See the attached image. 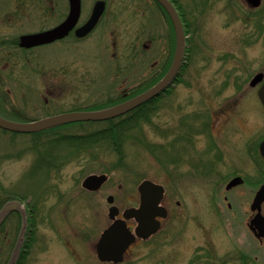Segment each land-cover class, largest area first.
<instances>
[{"label":"rangeland","instance_id":"374dc122","mask_svg":"<svg viewBox=\"0 0 264 264\" xmlns=\"http://www.w3.org/2000/svg\"><path fill=\"white\" fill-rule=\"evenodd\" d=\"M66 1L60 0L56 15L48 5L46 25L64 14ZM83 1L86 12L96 0ZM108 1L111 18L87 43L13 49L11 55L12 48L0 47L1 115L28 122L93 110L118 98L125 78L140 71L137 57L143 52L152 56L134 43L136 32L149 29L151 18L143 6L135 7L137 17H131L130 4L143 5L145 0ZM177 3L190 17L189 65L176 86L154 104L151 121L124 142L122 155L107 140L75 148L69 134L83 131L78 125L33 132L0 127V200L10 192L35 213V238L30 233L26 264H108L99 261L95 250L111 221L107 198L114 194L122 210L138 205V186L145 179L165 186L170 216L154 239L134 243L118 264H264V241L251 235L247 225L252 198L243 199L264 182V167L243 153L225 151L215 162L218 154L205 151L212 137L228 144L222 139L231 135L225 127L228 115L237 124L263 116L254 106L261 83L252 87L250 82L264 72V0L256 8L247 0ZM37 4L0 0V38L37 30L42 25ZM100 126L88 124L86 131ZM238 161V173L256 187H236L225 200L230 167ZM92 173L109 174L98 191L83 186ZM1 217L0 264H14L19 251L10 252L9 243L17 236L21 247L25 220L18 222L14 216L4 222Z\"/></svg>","mask_w":264,"mask_h":264},{"label":"flooded vegetation","instance_id":"af4514ba","mask_svg":"<svg viewBox=\"0 0 264 264\" xmlns=\"http://www.w3.org/2000/svg\"><path fill=\"white\" fill-rule=\"evenodd\" d=\"M22 2H24V0H21ZM98 0H96L91 6L88 7L87 11H84V1L82 0V11H81V16L79 18L78 23L76 24V26L69 32L68 35H66L63 38L57 39L53 42L50 43H45V44H41V45H36V46H32V47H26V46H22L20 44L21 42V36L27 33H33V32H38V31H43V30H47L49 28H52L58 24H60L61 22H63L66 17L68 16L69 12H70V2L69 0L66 1V9L64 14H62V16L60 18H58L56 20L55 23H53L51 26L46 25L47 19H48V11H47V7L48 5L50 6V12L51 15H56L57 12L59 11L60 8V0H38V4L36 6V10L37 12H39V22L42 24L37 30H31L28 29V31L26 32H21L16 36L10 37H2L0 38V47H2L3 49L9 47L12 48L10 51H8V54L11 55V53L15 50L17 52H26V51H31L34 49H38L41 47H45V46H49V45H54V44H63L66 43L68 41H71L74 44H79V43H83V42H89L90 37L92 36L93 33H95V31L101 26V23H103V21H106L107 19L111 18V9H110V4L108 0H104L105 1V10L102 14V16L100 17V20L98 22V24L93 28V30H91L88 34L84 35V36H79L78 35V28H80L81 26H83L88 19L90 18V16L92 15L94 6L96 4ZM147 3L145 4H130V12H131V17H133V15L135 14V17H137V12L135 13V7L136 8H141L146 7V9L144 10L145 16L147 15V10H148V17L151 18L150 22L151 24H147L149 27V29H143L141 32L138 31L136 32V36L134 39V43L137 45H143L144 49L146 51H151L152 52V56L149 57V55H145V52L141 53L137 59V65L140 68V71H136V72H132L131 71V75L127 76L124 80V85L126 86L125 88L122 89L120 95L118 96V102L126 100L132 96L131 93L132 92H142L144 90H146L147 88H149V86H152L153 84L157 83L159 80H161L162 77H164L167 72L170 70V68L172 67L174 60H175V56H176V50H177V29L174 23V20L172 19L169 11L167 10V8L159 1V0H145ZM175 7V9L178 12V15L180 17V20L182 22L183 25V32H184V38H185V47H184V52H183V57L181 60V65L180 68L178 70L177 73V77L175 78L174 82L172 83V85L167 89V91H170L174 88V86H176L177 82L180 81L181 77L185 74L187 67L189 65V59H190V53H189V41H190V17L189 14L186 10V8H183L181 6V4L177 3V0H169ZM107 30V29H106ZM106 34L108 35V37H110V34H108V30L106 31ZM14 49V50H13ZM140 59V61H139ZM129 65V64H128ZM255 77V75H254ZM253 77V78H254ZM252 78V80H253ZM252 80H251V86L252 87H256L258 86L260 83L261 85L258 88V97L259 99L257 101H255L254 106L257 107L259 109V111L263 114V116L256 121H250V122H244L243 124H237V122H231L230 119L232 118L230 115H228L229 121L226 122V128L228 130V132L231 135H225L224 138H222L223 140H225L230 146L228 147L226 144H224L223 146L221 145L222 142L220 141L221 139L212 137V139L210 140V142L208 143V145L206 146V150L205 151H209L218 154V157H216L215 159H213L215 162L219 159H221L222 155H226L224 152L227 151L235 153V152H239V153H243L246 156H249L253 159H258L259 161V165L260 167H264V155L261 149V145L264 141V103L261 100L260 96H259V90L260 88L264 85V80L260 81L257 84H252ZM136 82V83H134ZM166 94V92L164 93V95ZM227 112V110H226ZM231 114V111H230ZM232 115V114H231ZM32 120V119H31ZM244 130L246 132V135H234V134H238L240 132V130ZM223 136V135H222ZM221 136V137H222ZM226 145V147H225ZM235 165H233L230 171V179L226 182V193H224V199H228L229 196L227 193H230L231 191L234 190V188L236 187H240L246 183H251L252 187H256L255 184L252 183L253 180H251L250 178H247V175H240L238 173L239 167V161L234 163ZM237 164V165H236ZM216 168H218V165H215ZM219 169V168H218ZM220 170V169H219ZM262 175V173H261ZM221 176H222V172H221ZM221 176L219 178H221ZM242 177L243 180L242 182L238 183L237 185H233L232 187H228V184L236 177ZM264 177V176H262ZM228 178V177H227ZM264 184V182H262L260 184V186L254 191L249 190L247 192V195L243 196V199H245L246 197L252 198V202L250 205V209H251V216L247 222V225L249 227V230L251 232V235H254V237H257L259 239L260 242L264 241V237L263 236H259L257 235V230L256 228L252 227V219L257 215V213L259 212L258 209H254L253 208V202L256 198V194L259 190V188ZM121 187V185H120ZM98 191V190H97ZM245 191V189L243 190ZM6 192V191H5ZM253 194V195H251ZM166 196V194H165ZM139 197H140V202L138 203V205H134V206H139L141 203V196H140V192H139ZM220 198V197H219ZM165 199V198H164ZM216 199L218 200V197H216ZM20 201L22 203V200L18 198V196L15 195H11L10 192L6 193V198L0 200V216L1 217V221H8L10 219H13L14 216L18 218V222L19 220H31L34 218L35 213L34 212H30L29 211V207L26 206V204H23L24 206V210H19V209H14L11 210L7 213L4 212V207L6 206L7 203L11 202V201ZM115 201H116V197H115ZM250 201V200H249ZM178 204L181 203L180 200L177 201ZM163 204L167 207L169 215L170 216V212L171 209L164 203ZM232 202L229 203V207H232ZM118 206V205H117ZM111 207V205H110ZM109 207V209H110ZM119 207V206H118ZM131 207V206H129ZM128 207H126L125 209H127ZM120 209V213L119 215H117V218H124V211L125 209ZM219 209V208H218ZM261 213L264 215V201L262 203V208H261ZM108 216L110 218V223L108 224V226L106 228H108L112 223H113V219L110 217L109 212H108ZM167 217V218H168ZM167 218H163V217H158V219H161V228L154 234H152L151 236L144 238V237H137V240L134 243L137 242H147L150 241L152 239H154L163 229L165 221ZM3 222V223H4ZM127 225L131 228V230L133 232H135L137 226H138V221L135 218H129L126 219ZM1 223V222H0ZM3 223L1 225H3ZM28 225V222H27ZM105 228V229H106ZM1 229V228H0ZM104 229V230H105ZM25 231V242L28 243L29 245V241L30 239L28 238V236H30V230H27V228L24 229ZM27 231V232H26ZM104 232V231H103ZM103 232L101 233V236L103 234ZM100 236V238H101ZM100 238L98 239L96 245H95V250L97 252V244L100 240ZM15 242L16 239L14 237V240L9 243V247H10V252L14 251L15 249ZM134 243H132L127 251L124 254V260L121 262H124L126 260L127 255L130 254L132 247L134 246ZM97 257L99 259V261H101L102 263H108V264H118L121 262H114V261H103L99 258L98 256V252H97ZM248 257V256H247ZM9 260V258H8ZM246 261H243V264H245Z\"/></svg>","mask_w":264,"mask_h":264},{"label":"water","instance_id":"95a60500","mask_svg":"<svg viewBox=\"0 0 264 264\" xmlns=\"http://www.w3.org/2000/svg\"><path fill=\"white\" fill-rule=\"evenodd\" d=\"M159 1L167 8L174 20L178 39L174 63L161 80L129 99L105 108L89 111L63 112L29 122L13 121L0 114V127L17 132H33L75 121L107 120L125 114L165 92L177 77L183 57L185 38L182 22L174 5L169 0ZM247 1L252 7H259L263 2V0ZM69 2L70 12L63 22L47 30L22 35L20 44L22 46L32 47L50 43L68 35L78 23L82 11V0H69ZM104 10L105 1L98 0L88 21L78 28V35L84 36L93 30L98 24ZM263 79L264 72H259L253 78L252 84H257ZM259 96L264 103V85L259 90ZM261 149L264 155V141L261 145ZM108 178L109 176L107 173H92L83 180V186L89 190L96 191L104 185ZM242 180V177H236L228 184V187L230 188L233 185H237L242 182ZM138 189L141 196V203L139 206H132L125 209L124 218H117L120 209L117 205L113 204L115 196L113 194L108 196V202L113 204L110 207L109 215L114 221L104 230L97 244V252L101 260L114 262L123 261L125 252L128 247L137 240V237L147 238L156 233L161 228V219H158V217H168V209L163 204L166 193V188L163 184L151 179H145L139 184ZM263 201L264 184L259 188L253 202V208L258 209L259 212L252 219L251 224L252 227L256 228L257 235L264 237V215L261 213ZM14 209L24 210V207L20 201L14 200L6 204L4 212L7 213ZM129 218H135L138 221L135 232L127 225L126 219ZM26 225L27 222L25 220L22 231H24Z\"/></svg>","mask_w":264,"mask_h":264},{"label":"trees","instance_id":"16d2710c","mask_svg":"<svg viewBox=\"0 0 264 264\" xmlns=\"http://www.w3.org/2000/svg\"><path fill=\"white\" fill-rule=\"evenodd\" d=\"M151 87V86H149ZM139 92H132V95L138 94ZM162 97H156L153 100H150L135 109L129 111L128 113L124 115H120L118 117L110 118L107 120H101V121H76L71 122L67 124L58 125L52 128H49L48 130H54L59 129L61 127H68L70 125H78L80 126L83 131L77 132V133H71L69 135L71 136L72 141H75L74 147L75 148H82L84 147V143L87 142H97L100 140H107L108 143L114 148L115 151L119 152L120 154L123 153L122 146L124 142L130 138L133 135V132L135 130H140L143 127V124L148 123L151 121V115L152 111L156 109L154 104ZM118 98L111 99L110 101H107L104 104L97 105L93 109H100L104 108L113 104L118 103ZM88 124H96L101 125L98 129L94 131H86V125ZM68 135V134H64ZM60 139H66L65 137H61ZM122 155V154H121ZM30 228L27 227V230H30V233H33V238H35V232L36 227H34V219H31L30 222H28ZM19 229V226H18ZM27 232V231H26ZM17 236H16V242H15V248L18 249V254L16 257V260L14 264H26L27 257L30 252V246H32L31 243V236H28L30 239L29 245L25 241L20 245L21 247H17ZM33 242V240H32ZM245 259V258H244Z\"/></svg>","mask_w":264,"mask_h":264}]
</instances>
